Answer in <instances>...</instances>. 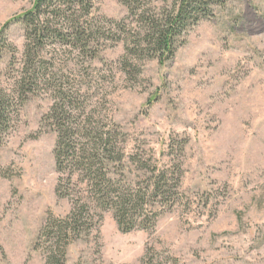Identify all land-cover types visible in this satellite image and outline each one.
I'll use <instances>...</instances> for the list:
<instances>
[{
    "label": "rangeland",
    "instance_id": "obj_1",
    "mask_svg": "<svg viewBox=\"0 0 264 264\" xmlns=\"http://www.w3.org/2000/svg\"><path fill=\"white\" fill-rule=\"evenodd\" d=\"M171 1L142 3L152 14ZM31 4L0 0V29ZM93 4L95 16L118 21L128 14L119 0ZM24 44L20 23L0 32V95L16 98ZM100 44L91 69L100 83L102 118L121 126L126 151H138L148 165L150 153L183 149V176L171 198L177 204L170 201L152 216L151 231H121L104 212L94 229L68 245L65 264H264V0L213 6L171 60L142 62L137 79L117 69L121 42ZM74 53L59 45L42 51L65 69L60 81L68 78L69 87ZM52 95L29 94L0 145V264H43L42 225L48 215L70 210L55 192L56 135L41 124ZM145 169L130 165L125 179L144 186L152 180Z\"/></svg>",
    "mask_w": 264,
    "mask_h": 264
},
{
    "label": "trees",
    "instance_id": "obj_2",
    "mask_svg": "<svg viewBox=\"0 0 264 264\" xmlns=\"http://www.w3.org/2000/svg\"><path fill=\"white\" fill-rule=\"evenodd\" d=\"M119 1L128 14L117 21L95 16L93 0H32L30 9L7 20L0 29L18 22L25 40L21 71L15 80L16 98L0 95V145L18 122L20 106L29 94L40 90L54 94L41 124L56 135L55 192L70 203V210L63 217L48 215L40 229L37 242H44L43 264H65L68 245L94 229L104 212L112 213L121 231H151L152 216L179 194L183 149L174 155L172 149L161 150L157 156L153 153L154 157L150 153L149 165L138 151L127 152L121 126L101 116L100 83L91 64L98 58L100 43L121 42L123 53L117 69L127 80L137 79L142 62L171 60L184 45L188 30L211 17L213 6L225 0H172L152 14L143 8L142 0ZM57 45L75 52L71 87L68 78L60 81L66 79L65 69L61 72L42 55L46 47ZM130 165L146 168L151 182L141 186L125 179ZM170 204H177L176 200Z\"/></svg>",
    "mask_w": 264,
    "mask_h": 264
}]
</instances>
